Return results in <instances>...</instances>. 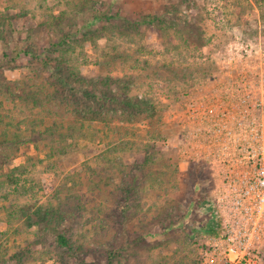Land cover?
<instances>
[{"label":"rangeland","instance_id":"374dc122","mask_svg":"<svg viewBox=\"0 0 264 264\" xmlns=\"http://www.w3.org/2000/svg\"><path fill=\"white\" fill-rule=\"evenodd\" d=\"M227 44L264 59V0H0V264H201L209 177L183 160L168 103L217 74ZM57 76L71 91L34 106L26 93ZM83 89L152 109L82 121L76 104L98 103Z\"/></svg>","mask_w":264,"mask_h":264},{"label":"built area","instance_id":"2783aa9c","mask_svg":"<svg viewBox=\"0 0 264 264\" xmlns=\"http://www.w3.org/2000/svg\"><path fill=\"white\" fill-rule=\"evenodd\" d=\"M255 53L251 44H227L217 74L176 107L168 103L180 111L183 160L206 168L211 226L220 220L219 233L205 238L201 264H263L264 59Z\"/></svg>","mask_w":264,"mask_h":264},{"label":"trees","instance_id":"16d2710c","mask_svg":"<svg viewBox=\"0 0 264 264\" xmlns=\"http://www.w3.org/2000/svg\"><path fill=\"white\" fill-rule=\"evenodd\" d=\"M64 42V40H63ZM60 72V71H59ZM58 73V72H57ZM71 74L73 76H75V81L80 84H88L91 83L94 85V83L96 82L95 79L92 78H85L82 77L78 72H71ZM55 79L53 80V90L49 93H43V94H39L37 95L36 92H32V91H28V93H26V96H28V98L32 99V103L34 106H42V103L48 101L51 102L53 100H58L59 98H61L62 94H67L68 92H70V89H65V84L64 81L62 80V77L57 76L54 77ZM106 78V79H105ZM103 78L101 82V84H106V86L110 85V78L105 77ZM113 82H116L118 85L121 82L119 79L118 80H113ZM112 82V83H113ZM126 86V84H125ZM111 87V86H110ZM109 87V88H110ZM124 84L122 85L121 89H124ZM63 90V91H61ZM74 90V88L72 89ZM63 92V93H62ZM82 99H93L95 100V98H98V103H97V107L95 105L89 104L87 101H83L81 102V104L79 105L80 107L77 106L76 101H74V104H76V106L72 109L73 111L76 112V115H78L80 120H85L88 116V113L92 112V114L94 115V117H99L102 118L105 115V111L103 110V108L108 111L111 112L112 114L118 112V111H122L124 112V109H131V110H135V112H142V111H150V109H152V106L145 100V101H134L132 100L130 97H128L126 95L125 92L123 91H119L116 95L111 91H104L102 92L100 95H94L91 92L87 91L86 89H83L82 91ZM70 96V95H69ZM71 96L73 97L74 100H76L75 97V93L71 92ZM27 99V98H26ZM95 107L96 109H93L92 107ZM8 180H11L12 178V174L11 175H7ZM46 215H49V221H58L59 220V213L54 210V211H45ZM59 214V215H58ZM61 216V215H60ZM63 217H61L62 219ZM216 226L212 227L210 226L207 230H206V234L208 235H216L219 233V229H220V220L219 218H217L216 220ZM212 225V224H211ZM168 228V227H167ZM58 242L60 245H67L68 242L66 240V238L63 235H58ZM16 257V261L17 263H21L22 262V256L20 254V256H15ZM77 264H86L85 262H80Z\"/></svg>","mask_w":264,"mask_h":264}]
</instances>
